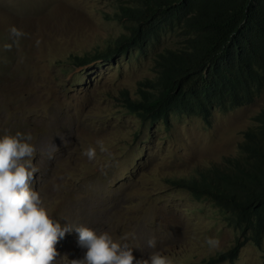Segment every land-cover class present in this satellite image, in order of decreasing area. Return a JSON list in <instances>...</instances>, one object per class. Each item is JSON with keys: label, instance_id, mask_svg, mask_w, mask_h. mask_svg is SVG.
Instances as JSON below:
<instances>
[{"label": "rangeland", "instance_id": "1", "mask_svg": "<svg viewBox=\"0 0 264 264\" xmlns=\"http://www.w3.org/2000/svg\"><path fill=\"white\" fill-rule=\"evenodd\" d=\"M115 9L112 0H0V136L31 135L32 187L62 227L71 225L56 245L55 264L84 257L76 226L108 232L132 247L137 261L160 251L172 264H202L227 250L237 231L210 198L169 178L236 153L264 92L229 110L215 108L208 122L186 114L141 121L121 93L133 96L153 74L151 49L69 63V55L94 51L125 31ZM89 147L97 149L94 160L82 155ZM263 253L247 242L233 262L215 264H262Z\"/></svg>", "mask_w": 264, "mask_h": 264}, {"label": "trees", "instance_id": "2", "mask_svg": "<svg viewBox=\"0 0 264 264\" xmlns=\"http://www.w3.org/2000/svg\"><path fill=\"white\" fill-rule=\"evenodd\" d=\"M112 1L115 17L129 32L94 51L69 55V63L114 58L133 46L145 50L146 44L173 34L176 44L156 52L150 89L140 88V98L122 93L125 106L142 120L167 121L172 112L209 120L214 107L231 109L264 91V0ZM254 121L243 132L239 155L196 166L170 181L211 198L243 240L259 242L264 229V106ZM241 242L203 264L231 260Z\"/></svg>", "mask_w": 264, "mask_h": 264}, {"label": "clouds", "instance_id": "3", "mask_svg": "<svg viewBox=\"0 0 264 264\" xmlns=\"http://www.w3.org/2000/svg\"><path fill=\"white\" fill-rule=\"evenodd\" d=\"M124 28L125 31L120 32L113 39L108 40L106 44L112 43L117 36L129 32V29L125 24ZM13 34L15 36L20 35V33L16 31H14ZM167 39L170 43H167ZM175 40L176 37L173 34L167 33L163 36V39L160 43L155 45L146 44L144 46L145 50H141L133 46V48H131L129 51L118 55L121 56L123 54H128L134 50L142 53L150 49L154 53V56L152 57L153 74L151 76H146L141 82H139L140 85L137 87V91L133 96H131L128 92L129 97L140 98V88L146 91L150 89L148 79H151L156 75L154 70V59L157 54L156 52L166 46L174 45ZM154 49L156 50L154 51ZM118 56L114 58H117ZM125 92L127 91L125 90ZM257 96H255V98ZM263 106L264 104L260 107V109ZM215 108H218L219 110H229L214 107L212 109V115ZM260 109L252 115L251 123L242 129V139L238 143L237 152L230 154L229 156H223L221 160L216 162L223 161L224 157H233L240 154L239 144L244 139L243 132L245 129L255 123L254 116L260 111ZM174 114L184 113L172 112L169 115L168 120ZM186 115H198L205 122L210 121L212 117L211 115L209 120H205L202 115L199 114ZM138 118L141 121L146 122V120H142L139 116ZM158 120L168 122V120L166 121L163 118L154 121H147L156 122ZM31 140V135L25 136L20 132H17L14 135L6 132L0 136V264H55L59 255L56 245L71 227V225H66L64 227L61 226L59 220L55 219L52 213H50L40 192L32 187L31 182L37 169L33 164V157L36 150L31 143ZM97 145L100 152H107L108 149L104 145L103 141H98ZM82 155L86 156L89 160H94L97 155V149L96 147H89L83 151ZM209 162L206 165H208ZM196 166L200 165L196 164ZM188 189L190 190V188ZM217 207L223 221L237 231L235 241L230 247L227 248V250L233 247L237 241L242 239L237 251L233 254L234 257L231 260L229 259L231 262L234 261V259L238 256L241 247L247 242L255 244L256 246L260 247L262 251H264V246L262 244L264 238V229L259 242L251 238L243 240V235L241 234L240 229L233 224L227 223L223 218L222 212L218 205ZM76 231L79 234V245L82 248H86L87 251L82 259L72 260L71 264H134V262L135 264H172V261L167 256L162 255L160 251L152 252L149 255V258L144 259L143 262L142 260L137 261L133 254L132 247H130L127 243L122 244L121 242L114 240L112 236L106 231L98 232L97 230L88 226H76ZM128 237L129 234L125 233L121 237V240H127ZM147 243L149 248L155 249L157 247V241L155 237H151ZM207 244L212 248H216L219 247V240L215 238H209L207 240ZM227 250L222 252H226ZM212 256L215 255H211L210 257ZM262 256V264H264V253ZM210 257L205 259V261Z\"/></svg>", "mask_w": 264, "mask_h": 264}]
</instances>
